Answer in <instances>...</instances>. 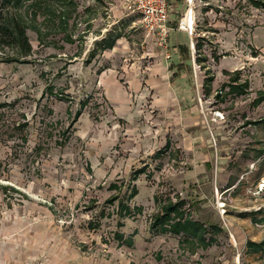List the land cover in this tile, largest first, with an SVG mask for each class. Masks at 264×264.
Wrapping results in <instances>:
<instances>
[{
  "label": "rangeland",
  "instance_id": "1",
  "mask_svg": "<svg viewBox=\"0 0 264 264\" xmlns=\"http://www.w3.org/2000/svg\"><path fill=\"white\" fill-rule=\"evenodd\" d=\"M18 1L9 18L28 26L31 52L0 44V264H264L247 250L264 241V8L249 0L179 7L190 26L193 10L205 61L192 64L200 116L185 117L147 97L129 95L123 110L108 100L101 81L128 87L126 71H139L147 46L124 0H73L77 10L58 31L44 14L34 18L46 0ZM111 39L116 52H104ZM235 72L244 94L229 92ZM156 197L185 201L209 246L155 234ZM120 202L131 217H120Z\"/></svg>",
  "mask_w": 264,
  "mask_h": 264
},
{
  "label": "crops",
  "instance_id": "2",
  "mask_svg": "<svg viewBox=\"0 0 264 264\" xmlns=\"http://www.w3.org/2000/svg\"><path fill=\"white\" fill-rule=\"evenodd\" d=\"M167 1L171 8V32L168 37L167 46L160 48L157 45V40L146 34L143 46H147L143 47L146 50H144L143 59L138 65L139 71H126V84L128 87L123 88L113 77H109V79L101 81L102 88L105 90V94L109 96L108 100L110 103L116 106L117 109L123 110L126 108L129 95L131 97L135 95L136 99L151 98L152 107L157 110H164L163 113H181V116L184 113L185 117L200 116L199 108L193 104L196 83L194 73L198 74V72H192V64H195V67L199 66L201 69L203 66L202 64H196L192 52V50L194 53L196 52V43L194 42L196 38L193 33V10L190 9L192 11V25H187L185 18L180 23L178 15L182 14V12L179 13V7L184 5L186 0H173V2H176V5L172 3V0ZM123 6L127 16L137 15L128 11L125 0ZM179 23L180 25H186L188 30H179ZM113 40L115 41L114 46L111 49H104L105 44ZM117 41L118 39L103 41V51L116 52ZM182 47L189 48V60L182 53ZM175 103L179 105L178 108H172ZM199 120L200 118L193 125H200L201 121Z\"/></svg>",
  "mask_w": 264,
  "mask_h": 264
},
{
  "label": "trees",
  "instance_id": "3",
  "mask_svg": "<svg viewBox=\"0 0 264 264\" xmlns=\"http://www.w3.org/2000/svg\"><path fill=\"white\" fill-rule=\"evenodd\" d=\"M250 3L257 8L263 7L264 3L259 0H249ZM18 0H0V44L6 47H16L20 46L28 56L31 52V45L29 43L28 37L26 35V29L28 28L25 25V22L22 20H18L16 18H9L10 8L14 7L15 4H19ZM41 4V3H39ZM40 6V5H39ZM34 6L36 9L34 11V18L36 19V15L44 14L45 19L43 23L46 27L49 26L50 29L55 31L66 30L71 14L77 10V5L73 0H46L44 5L42 6ZM48 15V16H47ZM55 16L56 19L52 18ZM48 20V23H45ZM59 20V23L56 22ZM31 22H29L30 24ZM55 24V25H54ZM38 28V29H37ZM34 30L38 33L41 38V30L39 27H35ZM71 36H66V41L68 43L72 42ZM195 45V62L196 64H203L205 62L202 59L201 53H199L202 49V44L199 39H194ZM115 44V41H110L105 44L104 49H111ZM182 53L189 60L190 51L189 48L182 47ZM214 58V57H213ZM214 60H217L214 58ZM238 72L233 73L230 78V82L227 87L230 89V93H235L237 90H241V93H246L243 91L245 85L236 84L238 82ZM206 82L208 85L213 81V78H207ZM207 86V83L205 84ZM247 85V84H246ZM204 88H206L204 86ZM247 88V86H246ZM241 95V94H240ZM81 116V111H78L75 115L73 122H76L78 118ZM73 125V124H72ZM143 171H138L136 176H139ZM113 189H118V187L112 186ZM138 195V189L134 186L132 189V193L129 197L130 200H133ZM119 200L117 196L109 199L110 204H113L115 201ZM156 205L160 209V212L154 217L153 223L151 224V230L157 235H166L172 234L173 236L183 237L185 243H191L196 241L198 244H204V247L209 246L210 242H206L207 237V229L203 224L199 222H195L190 218V215L186 213L184 209L185 201L178 200L174 202L170 198L160 199L156 197L155 199ZM138 213H141V209H136ZM133 209L128 205L120 202V207L118 209V213L120 217H131ZM96 225L92 226L95 228ZM206 234V235H205ZM116 240L118 242L126 244L128 247H133L132 238H125L122 234H116ZM208 243V244H207ZM247 250L254 254L264 256V241L260 243L256 242H248Z\"/></svg>",
  "mask_w": 264,
  "mask_h": 264
},
{
  "label": "built area",
  "instance_id": "4",
  "mask_svg": "<svg viewBox=\"0 0 264 264\" xmlns=\"http://www.w3.org/2000/svg\"><path fill=\"white\" fill-rule=\"evenodd\" d=\"M127 9L141 17L143 27L148 36L157 40L160 48L167 46L171 32V8L167 0H125ZM187 31V27H182Z\"/></svg>",
  "mask_w": 264,
  "mask_h": 264
}]
</instances>
